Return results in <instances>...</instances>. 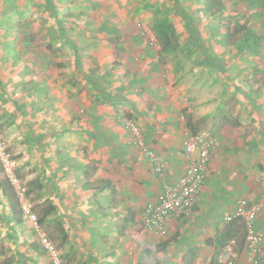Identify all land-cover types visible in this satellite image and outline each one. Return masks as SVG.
I'll use <instances>...</instances> for the list:
<instances>
[{
    "label": "crops",
    "instance_id": "1",
    "mask_svg": "<svg viewBox=\"0 0 264 264\" xmlns=\"http://www.w3.org/2000/svg\"><path fill=\"white\" fill-rule=\"evenodd\" d=\"M241 1L246 10L242 18L237 10H224L221 15L230 22L211 28L209 36L192 20L183 23L192 26L187 35L191 49L186 55L178 52L176 77L146 41L120 35L114 42L91 44L90 49H108L103 58L101 50H90V61L80 50L73 54L65 78L54 83L55 91L63 93L56 100L64 103V113L40 115L41 105L33 98V112L18 114L1 127L17 176L32 178L30 192L40 209L36 215L45 213L50 222L62 223L63 240L72 250L85 248L100 231L136 235L142 228L143 206L157 199L163 180L173 181L181 174L188 131H207L218 145L199 201L191 211L174 215L165 231L185 218L182 233L196 242L202 232L211 236L218 227L226 228L229 223L222 218L233 209L238 194L251 200L261 197L257 176L264 162V52L258 46L264 41V6L261 0ZM220 3L223 10L225 4ZM250 20L262 29L256 31ZM247 30L258 38L255 49L245 44ZM70 76L76 81L63 84ZM121 117L137 122L163 165L161 175L155 161L131 143ZM39 184L41 189L36 188ZM17 201L20 222L0 188V213H10L16 234L24 237L19 228L29 223ZM216 209L221 214L215 218ZM258 215L257 223L262 224L264 211ZM29 247L35 255L41 251L38 241L31 240Z\"/></svg>",
    "mask_w": 264,
    "mask_h": 264
},
{
    "label": "rangeland",
    "instance_id": "2",
    "mask_svg": "<svg viewBox=\"0 0 264 264\" xmlns=\"http://www.w3.org/2000/svg\"><path fill=\"white\" fill-rule=\"evenodd\" d=\"M52 1L56 5L55 14L47 0H0V135L1 127L4 124L10 125L18 114L33 112V103L36 102L33 98L41 105L40 115L64 113V103L56 100V95L63 93L55 91L54 83L65 78V67L74 54V43L77 50L83 52V56L90 61L93 57L90 50H101V58L108 50L102 48V45L90 49L92 43L102 44L103 40L114 42L120 39V35L133 34L151 45L157 52L159 61L166 64L168 71L176 77L178 52L186 55L187 50L191 49L187 35L192 26L183 24L190 22L183 17L181 8L192 14L191 20L196 25L195 28L208 36L211 28H220L222 23L230 22L226 15L210 16V12L204 9V2L210 0H177V4L173 0ZM221 1L225 4L223 10L220 9L221 13L224 10L226 14L237 10L240 19L241 13H246L241 0ZM163 17H167L175 28L176 49L169 53L160 51L153 30L155 19ZM250 23L256 31L262 29L257 21L250 20ZM235 29L240 31V27ZM207 40L214 42L210 37ZM216 46L219 48L220 45ZM258 49L264 52V41L259 44ZM252 62H255L254 57ZM68 81L72 83L76 78L70 76L63 84ZM173 86H176V81ZM8 149L10 152L9 147ZM12 159L16 173V161L14 162L13 156ZM31 179L28 177L27 180L20 181L27 189V196L35 213L40 209L37 206V196H32L30 192ZM239 196L247 197L240 194L236 197ZM43 207L41 211H44ZM261 211H264V201ZM220 214V209H216L213 217ZM36 216L39 217V214ZM183 220L163 233L144 231L140 227L136 229V235L123 232L104 234L100 231L96 236H91L94 241L85 248H73L74 250L71 244H66L63 240L65 233L62 223L56 224L44 217L39 226L56 246L65 264H203L207 260L214 261L224 242L223 240L217 244L214 239L225 227H218L211 236L202 232L198 240L192 242L182 233L186 228ZM15 223L10 213H0V264H49L43 257L44 250L41 247L36 255L30 250L29 242L38 241L31 225L19 228L24 233L23 237L21 233L16 234ZM236 225L237 230L231 234L236 241L237 256L234 264L242 261L248 264L245 233L239 223ZM110 231L111 228L107 230ZM207 237H211L212 242H203ZM262 248L264 250V243Z\"/></svg>",
    "mask_w": 264,
    "mask_h": 264
},
{
    "label": "built area",
    "instance_id": "3",
    "mask_svg": "<svg viewBox=\"0 0 264 264\" xmlns=\"http://www.w3.org/2000/svg\"><path fill=\"white\" fill-rule=\"evenodd\" d=\"M264 6V0H261ZM121 124L131 135V143L155 161V171L161 175L163 165L145 143L142 131L135 120L121 117ZM218 145L215 136L207 131H188L185 134L183 151L184 163L181 174L173 181L163 180L158 197L147 202L141 213V227L147 231L162 233L166 230L174 215L186 213L200 198L201 187L211 156ZM0 161L6 176L11 181L21 209L22 217L35 230L37 240L45 250L50 264H65L53 242L40 228L38 217L33 211L32 203L27 196V189L14 173L13 159L8 145L0 135ZM257 186L261 197L251 200L245 196L234 199L233 209L222 218L224 223L237 220L242 223L245 233V250L248 264H264V223L258 224V214L263 208L264 199V162L259 169ZM236 241L232 237L220 247L216 264H234L237 256ZM203 264H210L209 260Z\"/></svg>",
    "mask_w": 264,
    "mask_h": 264
},
{
    "label": "trees",
    "instance_id": "4",
    "mask_svg": "<svg viewBox=\"0 0 264 264\" xmlns=\"http://www.w3.org/2000/svg\"><path fill=\"white\" fill-rule=\"evenodd\" d=\"M48 4L51 6L52 12L55 14L56 13V5L53 3L52 0H47ZM177 4V0H173ZM211 2V3H210ZM210 6H213L210 8ZM220 0H210L204 2V9L208 10L210 12V16H220L221 15V10H220ZM181 8V7H180ZM183 17L187 20H191L192 14L185 9H182ZM153 30L157 39V42L160 47V51L163 53H169L173 52L176 49V38H175V28L174 25L169 21L167 17L163 18H156L155 21L153 22ZM245 44L252 49H255V46L258 44V38L256 37L255 33L252 30H247V36H245ZM76 49V50H75ZM78 52L77 46H75L74 43V54ZM77 54V53H76ZM78 55V54H77ZM16 174V173H15ZM0 188L2 189V192L8 197L10 206L12 208V211L16 213V221L20 222L19 216H18V201L16 199L17 195L15 192V189L9 180V178L6 176L4 172V168L2 166V163L0 161ZM37 189H41L42 185L39 184L36 187ZM16 196V197H15ZM21 211V209H20ZM48 211V210H47ZM47 213V212H46ZM45 213H43L40 218H38V222L42 223ZM241 225V227L244 230V227L241 222H237V220H234L232 222H229V224L224 228L222 231L219 232L217 235L216 239H214V243L217 242L220 243L224 240V242L230 238H232L231 234L233 231L237 230V225ZM236 226V227H235ZM212 242V240H208L207 243ZM223 242V243H224ZM222 243V244H223ZM221 246V245H220ZM215 259L214 261H210V264H215Z\"/></svg>",
    "mask_w": 264,
    "mask_h": 264
}]
</instances>
